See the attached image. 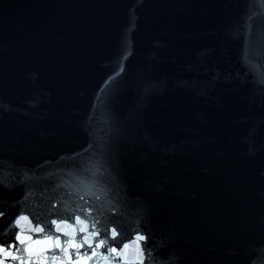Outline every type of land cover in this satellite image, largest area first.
I'll return each mask as SVG.
<instances>
[{"label":"water","instance_id":"1","mask_svg":"<svg viewBox=\"0 0 264 264\" xmlns=\"http://www.w3.org/2000/svg\"><path fill=\"white\" fill-rule=\"evenodd\" d=\"M262 4L0 0V239L84 196L147 264H264Z\"/></svg>","mask_w":264,"mask_h":264},{"label":"snow or ice","instance_id":"2","mask_svg":"<svg viewBox=\"0 0 264 264\" xmlns=\"http://www.w3.org/2000/svg\"><path fill=\"white\" fill-rule=\"evenodd\" d=\"M78 199L82 203L66 208L61 218H52L50 228L26 214L15 215L8 238L0 239V264H147L153 258L141 229L122 240L116 227L101 230V220L93 214L89 200Z\"/></svg>","mask_w":264,"mask_h":264}]
</instances>
